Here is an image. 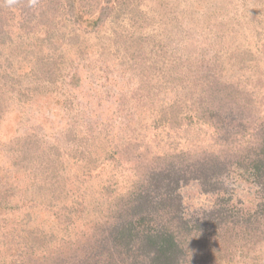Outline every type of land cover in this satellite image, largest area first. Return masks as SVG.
Instances as JSON below:
<instances>
[{
  "label": "rangeland",
  "instance_id": "rangeland-1",
  "mask_svg": "<svg viewBox=\"0 0 264 264\" xmlns=\"http://www.w3.org/2000/svg\"><path fill=\"white\" fill-rule=\"evenodd\" d=\"M28 4L0 0V180L20 204L0 214L6 249L43 248L33 228L55 243L106 219L136 178L118 164L128 146L214 149L216 126L199 115L225 90L264 119V0ZM227 181L246 201L250 188ZM192 186L184 205L200 213L216 196ZM236 261L264 264V242Z\"/></svg>",
  "mask_w": 264,
  "mask_h": 264
},
{
  "label": "trees",
  "instance_id": "trees-1",
  "mask_svg": "<svg viewBox=\"0 0 264 264\" xmlns=\"http://www.w3.org/2000/svg\"><path fill=\"white\" fill-rule=\"evenodd\" d=\"M14 1L30 6L28 0ZM66 1L70 12L77 8L79 0ZM93 23L98 27L101 20ZM236 90L220 93L218 105L199 115L216 126L214 149L149 155L148 149L128 146L118 164L136 178L113 199L106 219L92 222L77 239L55 243L33 228L40 249L30 243L6 249L0 239V264H235L245 249H257L264 242V119L258 121ZM228 179L250 188L246 201L236 192L227 195ZM7 182L0 180V214L20 205L12 203L15 193ZM192 185L216 196L200 213L184 205L182 193ZM55 219L71 223L59 213Z\"/></svg>",
  "mask_w": 264,
  "mask_h": 264
}]
</instances>
